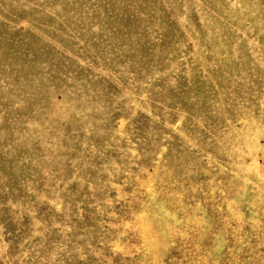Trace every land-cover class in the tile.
<instances>
[{"label":"rangeland","instance_id":"1","mask_svg":"<svg viewBox=\"0 0 264 264\" xmlns=\"http://www.w3.org/2000/svg\"><path fill=\"white\" fill-rule=\"evenodd\" d=\"M0 264H264V0H0Z\"/></svg>","mask_w":264,"mask_h":264}]
</instances>
